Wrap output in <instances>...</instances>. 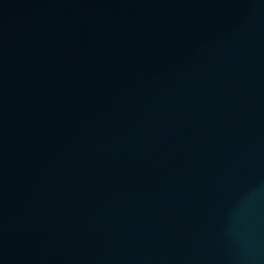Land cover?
<instances>
[{
	"label": "water",
	"instance_id": "95a60500",
	"mask_svg": "<svg viewBox=\"0 0 264 264\" xmlns=\"http://www.w3.org/2000/svg\"><path fill=\"white\" fill-rule=\"evenodd\" d=\"M0 264H264V0H0Z\"/></svg>",
	"mask_w": 264,
	"mask_h": 264
}]
</instances>
